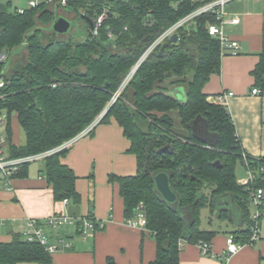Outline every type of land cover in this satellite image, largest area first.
<instances>
[{
    "label": "trees",
    "instance_id": "1",
    "mask_svg": "<svg viewBox=\"0 0 264 264\" xmlns=\"http://www.w3.org/2000/svg\"><path fill=\"white\" fill-rule=\"evenodd\" d=\"M65 1L37 0L23 12L10 9V0L0 1V55L5 56L0 58V113H6L7 158L52 150L96 120L107 123L113 118L130 142L136 171L108 180L118 186L126 219L135 217L142 203L144 227L156 243L150 264H179V242L213 238L215 231L199 227L204 206L219 218L236 214L243 222L247 219V228L231 233L240 242L247 240L251 190L239 184L235 174L244 152L227 106L208 100L203 92L221 68L220 42L208 33V25L217 23L215 12L183 23L174 31L176 42L165 37L141 59L166 30L207 0ZM55 6L83 14L92 25L86 20L78 32L55 33ZM162 44L166 47L159 53ZM251 74L254 86L263 89L264 49ZM175 85L185 86L184 101L169 93ZM12 114L24 132L22 145L11 141ZM163 147L166 150L159 152ZM68 148L42 157V172L56 201L77 204V177L61 162ZM247 161L264 166V157L247 156ZM31 162L20 164L13 175H25ZM159 172L168 174L174 202L164 200L156 189L154 176ZM263 179L264 172H259L254 185ZM24 262L52 264L51 253L20 233L0 242V264ZM108 264L114 262L109 259Z\"/></svg>",
    "mask_w": 264,
    "mask_h": 264
},
{
    "label": "crops",
    "instance_id": "2",
    "mask_svg": "<svg viewBox=\"0 0 264 264\" xmlns=\"http://www.w3.org/2000/svg\"><path fill=\"white\" fill-rule=\"evenodd\" d=\"M223 11L229 21L222 24V31L238 41V54L221 53L220 72L210 76L203 92L208 100L222 92H233L226 106L242 150L251 158H263L264 95L251 93L255 87L251 71L264 49V0H229ZM169 91L180 101L186 98L184 85L172 86ZM5 124L0 125V133L5 137L1 151L7 157ZM11 129L12 143L24 144V132L15 114L11 115ZM129 146L122 127L113 118L107 123L95 122L87 133L71 141L61 162L77 177L75 188L80 195L77 204L67 199H54L52 185L42 172V157L36 159L37 164L28 165L25 175H12L8 180L0 175V242L11 241L16 233L23 234L27 218H35L40 221L48 243L58 246L51 253L52 264H108L109 259L114 264H150L156 255L154 238L139 223H127L118 186L108 180L110 175L135 173L136 157L128 151ZM246 170L243 157L235 167L236 179L241 185L247 178ZM260 186L264 189V179ZM249 206V219L253 212H258V237L251 240L250 231L249 238L241 241L243 246L226 264H264V200L258 205L251 202ZM64 214L75 222L56 228L44 222L51 215ZM87 216L103 221L104 227L82 234L81 221ZM129 219H136V216ZM223 219L228 221L226 229H208L216 232L209 241L215 256L202 254L196 243L181 241L179 264H219L218 255L225 247L227 235L248 227L247 219L243 222L236 214L234 218Z\"/></svg>",
    "mask_w": 264,
    "mask_h": 264
},
{
    "label": "built area",
    "instance_id": "3",
    "mask_svg": "<svg viewBox=\"0 0 264 264\" xmlns=\"http://www.w3.org/2000/svg\"><path fill=\"white\" fill-rule=\"evenodd\" d=\"M192 1H195V0H192ZM228 1L229 0H207L204 4L200 5L193 12H191L187 16L183 17L178 22H176L172 27H170L168 30H166V32L163 33L150 46V48L145 52V54L141 57V59L146 55V53L149 50H151L155 45L160 43L165 37H170L171 34L174 33L176 28L181 26L183 23L187 22L188 20L193 19L194 17L198 16L199 14L212 12V11L215 12V14H216L217 23H211L208 25L209 35H211V36H213L219 40L220 47H221V53L225 52V53H229L231 55H237L238 49H239L238 41L226 36L222 31V24L224 22L229 21L226 18V13L223 11V6ZM65 3H66L65 0H60V4L64 5ZM36 4H37V0H29V2H28L29 6H35ZM16 10L18 12H23L22 7H18ZM103 18H104V13L100 14L96 18V22L93 24V27H92L93 33L97 32V29H98L99 25L101 24ZM0 58L4 59L5 56L3 54H1ZM135 69H136V67H133L128 78L135 71ZM3 84H4V81L2 79H0V87L3 86ZM118 93L115 94V97L118 95ZM251 93L257 94V95H264V88L262 89L259 87H253L251 90ZM232 94H233V92H222V93H219V94L211 97L210 101L226 105L227 98L229 96H231ZM5 120H6V113L5 112L0 113V125L4 124ZM95 122H97V120ZM94 123L89 125L86 129H84L77 136L81 135L82 133H87L92 128V125ZM73 139L65 142L64 144H62V145H60V146H58L52 150H49V151H46L43 153L30 155V156H26V157H21V158L10 159V158L5 157L1 151V147L5 143V137H4V135H2L0 133V175L5 177L6 180H8V179H10V177H12L14 171L18 168V166L20 164H22L23 162L36 160V159L44 157V156H46V155H48V154H50L56 150H59L62 147L68 146ZM243 157H244L245 165H246V169H247L246 170L247 171V178L242 183L246 188H250V190H251L250 195H251L252 203L255 205H258V204H260L261 201L264 200V189L260 186H255L254 184L258 178V173L264 172V166H259L258 168L253 167V166L249 165V163L247 161V156L245 153H243ZM250 221H251V223H250V231H251L250 239L254 240L258 237V235H257L258 212L257 211L253 212L250 215ZM44 222L49 224V226L56 228V227H59V226L64 225V224H73L75 222V219L68 216V215H65V214L64 215H51L48 218H46L44 220ZM81 222H82L81 233L84 235L87 234L89 231H95L97 229H102L104 227L103 221L93 219L90 216L84 217ZM144 222L145 221H144V214L142 211V203L140 202V204L138 205V212L136 215V219H128L127 223L131 224V225H138V223H139L140 225L144 226ZM23 235L27 240H38L41 244L45 245V249L50 253H52L58 249V246L48 243L47 237L43 231V228L40 224V221L35 219V218H27V220L25 221V228H24ZM196 244L200 248L202 254L208 255V256H215L211 251V245H210L209 241L199 240ZM243 244H244V242H240V241L236 240L233 234H228L226 237V240H225V247L222 250V252L218 255L219 264H226L228 262L229 258L234 253H236L243 246ZM63 245L68 246L69 243H64ZM180 245H181V242H179V246Z\"/></svg>",
    "mask_w": 264,
    "mask_h": 264
},
{
    "label": "water",
    "instance_id": "4",
    "mask_svg": "<svg viewBox=\"0 0 264 264\" xmlns=\"http://www.w3.org/2000/svg\"><path fill=\"white\" fill-rule=\"evenodd\" d=\"M65 13H70V11L64 10ZM78 13V12H73ZM80 17L86 18L83 14H79ZM88 20V18H87ZM90 26L92 25V21L89 20ZM74 25V22H72L63 12L57 13L54 20L51 23V29L57 33V34H65L68 33L69 29ZM178 40V35L176 33L171 34L170 41L176 42ZM166 44H162L159 53H162L165 50ZM138 64H136L134 67H137ZM1 79V77H0ZM106 109L101 113L100 116L104 114ZM166 150V147H163L159 150V152H164ZM218 162H215V165ZM155 180V186L158 192L161 194L164 200L167 202H174L176 199L175 193L171 190L169 185V176L165 172H159L154 176Z\"/></svg>",
    "mask_w": 264,
    "mask_h": 264
},
{
    "label": "rangeland",
    "instance_id": "5",
    "mask_svg": "<svg viewBox=\"0 0 264 264\" xmlns=\"http://www.w3.org/2000/svg\"><path fill=\"white\" fill-rule=\"evenodd\" d=\"M2 3H6L7 0H0ZM28 2L29 0H10V9H13L14 7H29L28 5ZM50 6H52L50 4ZM55 8H57L58 10H56L57 12L55 13V16L57 15V13H60L61 11H63L61 8H58L55 6ZM64 14L66 15V13L64 12ZM67 14H70V13H67ZM74 24H75V28H72L69 29L68 33H72V32H75V31H79L81 28H80V22H77V20H74ZM75 29V30H74ZM170 93V91H169ZM174 114V117L177 119L176 117V114ZM177 121V120H176ZM38 161H32L31 164H37ZM237 165H238V162H237ZM248 208L250 209V206H248ZM228 224V221H226L225 219L223 218H216L215 214L212 213L210 211V208L207 207V206H204L202 208H200L199 210V227L200 229H203V230H208V229H211V228H215V229H226V225Z\"/></svg>",
    "mask_w": 264,
    "mask_h": 264
},
{
    "label": "flooded vegetation",
    "instance_id": "6",
    "mask_svg": "<svg viewBox=\"0 0 264 264\" xmlns=\"http://www.w3.org/2000/svg\"><path fill=\"white\" fill-rule=\"evenodd\" d=\"M67 16V15H66ZM72 22H74V20H77V22H80V26H84V22L87 20V18H84L82 20V17L79 16V13H73L70 16H67ZM88 20L92 21L90 18H88ZM75 23V22H74ZM75 24L72 26V28H75Z\"/></svg>",
    "mask_w": 264,
    "mask_h": 264
}]
</instances>
